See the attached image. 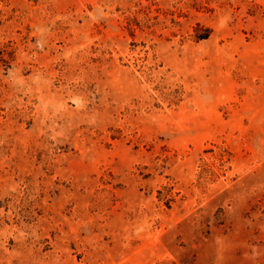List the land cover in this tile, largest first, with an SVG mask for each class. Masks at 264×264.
Listing matches in <instances>:
<instances>
[{
    "label": "rangeland",
    "instance_id": "1",
    "mask_svg": "<svg viewBox=\"0 0 264 264\" xmlns=\"http://www.w3.org/2000/svg\"><path fill=\"white\" fill-rule=\"evenodd\" d=\"M0 264H264V0H0Z\"/></svg>",
    "mask_w": 264,
    "mask_h": 264
}]
</instances>
